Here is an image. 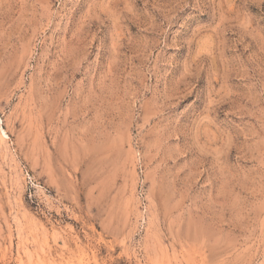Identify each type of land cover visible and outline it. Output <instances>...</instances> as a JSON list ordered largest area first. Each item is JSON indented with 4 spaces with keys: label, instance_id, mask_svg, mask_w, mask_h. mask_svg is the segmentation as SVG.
<instances>
[{
    "label": "rangeland",
    "instance_id": "obj_1",
    "mask_svg": "<svg viewBox=\"0 0 264 264\" xmlns=\"http://www.w3.org/2000/svg\"><path fill=\"white\" fill-rule=\"evenodd\" d=\"M0 264H264V0H0Z\"/></svg>",
    "mask_w": 264,
    "mask_h": 264
}]
</instances>
